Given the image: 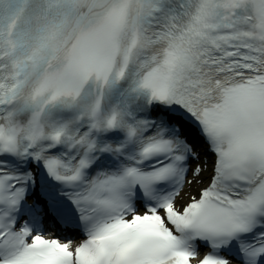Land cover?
Here are the masks:
<instances>
[{
  "label": "snow or ice",
  "instance_id": "obj_1",
  "mask_svg": "<svg viewBox=\"0 0 264 264\" xmlns=\"http://www.w3.org/2000/svg\"><path fill=\"white\" fill-rule=\"evenodd\" d=\"M0 264H264V0H0Z\"/></svg>",
  "mask_w": 264,
  "mask_h": 264
}]
</instances>
